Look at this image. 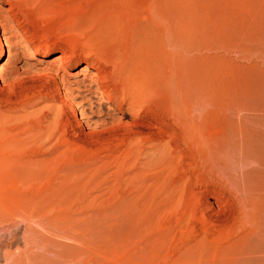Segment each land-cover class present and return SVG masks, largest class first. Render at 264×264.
<instances>
[{
	"label": "rangeland",
	"instance_id": "1",
	"mask_svg": "<svg viewBox=\"0 0 264 264\" xmlns=\"http://www.w3.org/2000/svg\"><path fill=\"white\" fill-rule=\"evenodd\" d=\"M0 49V264H264V0H0Z\"/></svg>",
	"mask_w": 264,
	"mask_h": 264
},
{
	"label": "bare ground",
	"instance_id": "2",
	"mask_svg": "<svg viewBox=\"0 0 264 264\" xmlns=\"http://www.w3.org/2000/svg\"><path fill=\"white\" fill-rule=\"evenodd\" d=\"M23 46V45H22ZM24 50H25V52L26 53H28V54H30V55H35L36 54V52H35V50L34 49H32L31 47H27V46H24V48H23ZM5 54H4V52H3V49H0V59H1V57H3ZM40 55L41 56H46V55H48V52L46 51V50H41V52H40ZM87 69V67L86 66H84L83 68H82V71H85ZM4 67H3V65L2 64H0V76L4 73ZM87 71V70H86ZM95 96V98L96 99H98V100H100L101 102L103 101L104 102V98H103V96L100 94V93H96V94H94ZM180 108V107H179ZM109 112H111V111H113V108H111L110 106L108 107V109H107ZM175 110V109H174ZM173 110V111H174ZM178 110H180V109H178ZM175 112L177 113V111L175 110ZM179 113V112H178ZM177 113V114H178ZM182 115V114H181ZM176 117H178V116H176ZM182 117V116H181ZM178 118H180V117H178ZM183 118V117H182ZM182 118H181V120H182ZM185 119V118H184ZM182 126V125H181ZM191 130V129H190ZM175 134V133H174ZM189 135V134H188ZM188 139V138H187ZM170 140V139H169ZM174 141V140H173ZM202 142V141H201ZM157 148V147H156ZM205 148V147H204ZM206 149V148H205ZM168 149H165V146H160L159 148H157V149H155V152L153 153L154 155H155V158L158 160V161H163V160H166V162H165V164L167 165H171L172 164V162H173V155L170 153V152H168L167 151ZM154 155L152 156V158L154 157ZM185 158H186V156H185ZM148 161V160H147ZM164 162V161H163ZM148 163V162H147ZM152 163V162H151ZM175 163H176V161H175ZM153 164V163H152ZM165 165V166H166ZM168 166V167H169ZM165 169H167V167H164ZM239 175V174H238ZM176 188V187H175ZM179 188V187H178ZM175 191V190H174ZM176 192H177V190H176ZM239 201V200H238ZM18 221V220H17ZM2 224V223H1ZM147 234V233H146ZM25 236V235H24ZM23 236V237H24ZM39 242V241H38ZM188 249V248H187ZM186 250V249H185ZM39 252V251H38ZM186 252V251H185ZM184 252V253H185ZM178 253V252H177ZM176 254V253H175ZM169 256V255H168ZM54 257V256H53ZM72 259H70V261H71ZM168 260V259H167ZM169 261V260H168ZM72 263V262H71Z\"/></svg>",
	"mask_w": 264,
	"mask_h": 264
}]
</instances>
